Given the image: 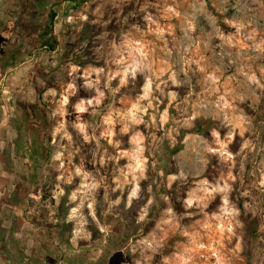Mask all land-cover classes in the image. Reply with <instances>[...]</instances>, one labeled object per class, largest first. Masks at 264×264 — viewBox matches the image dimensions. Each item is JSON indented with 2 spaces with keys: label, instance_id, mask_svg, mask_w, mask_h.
I'll return each mask as SVG.
<instances>
[{
  "label": "rangeland",
  "instance_id": "1",
  "mask_svg": "<svg viewBox=\"0 0 264 264\" xmlns=\"http://www.w3.org/2000/svg\"><path fill=\"white\" fill-rule=\"evenodd\" d=\"M39 1L0 0V228L43 245L0 264H264V0Z\"/></svg>",
  "mask_w": 264,
  "mask_h": 264
},
{
  "label": "crops",
  "instance_id": "2",
  "mask_svg": "<svg viewBox=\"0 0 264 264\" xmlns=\"http://www.w3.org/2000/svg\"><path fill=\"white\" fill-rule=\"evenodd\" d=\"M14 5V4H13ZM27 4H25L26 6ZM33 10L35 11H39L40 14H45V16H49V13H60L59 16H64L65 15V9L68 8V1L65 0L63 3H59V4H54L52 2L46 1V0H41L38 3L34 4L32 6ZM63 12V13H62ZM58 15V14H57ZM58 16H55V18H57ZM42 19V18H41ZM44 22H46L47 19L49 18H43ZM42 20V23H44ZM6 229L5 233L6 234H10L13 232L12 234L15 235V239L18 245H23V251L24 253L26 251H33L34 253V246L35 245H43V240L41 237V232H40V228L37 225H34L32 223L29 222L28 218H26L24 215L21 216V218L19 219L17 225L15 228L11 227V230H7V227H1L0 228V235L1 233H3V231ZM9 241V237H7V239L5 238H1L0 240V245H2V249H4V247L7 248L6 245H10ZM29 262V261H27ZM34 264L33 259L32 261L29 262V264ZM21 264H25L24 262H22Z\"/></svg>",
  "mask_w": 264,
  "mask_h": 264
},
{
  "label": "flooded vegetation",
  "instance_id": "3",
  "mask_svg": "<svg viewBox=\"0 0 264 264\" xmlns=\"http://www.w3.org/2000/svg\"><path fill=\"white\" fill-rule=\"evenodd\" d=\"M7 118L4 120L5 122L3 123V125H4V127H6V128H8L7 127V122H8V116H6ZM3 137L5 138V140H6V138H7V132L6 131H4V134H3ZM5 145H7L8 144V142L6 141V143H4ZM5 145H4V147H3V149H2V152H1V156H2V159H3V164L5 165V166H7V164H8V152H7V146L5 147ZM3 179L7 182V180L9 179L8 178V171H7V168H6V171L4 172V174H3Z\"/></svg>",
  "mask_w": 264,
  "mask_h": 264
},
{
  "label": "trees",
  "instance_id": "4",
  "mask_svg": "<svg viewBox=\"0 0 264 264\" xmlns=\"http://www.w3.org/2000/svg\"><path fill=\"white\" fill-rule=\"evenodd\" d=\"M74 2H76V3H81V2H83V1H85V0H73ZM52 16H53V18L55 17V13L54 14H52ZM53 18H52V20H53Z\"/></svg>",
  "mask_w": 264,
  "mask_h": 264
}]
</instances>
